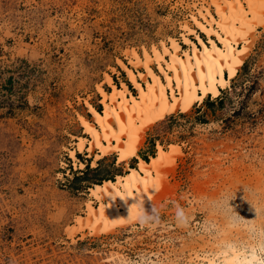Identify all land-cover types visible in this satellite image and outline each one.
Wrapping results in <instances>:
<instances>
[{
    "label": "rangeland",
    "instance_id": "374dc122",
    "mask_svg": "<svg viewBox=\"0 0 264 264\" xmlns=\"http://www.w3.org/2000/svg\"><path fill=\"white\" fill-rule=\"evenodd\" d=\"M208 1L0 0V264H195L202 256L222 263L225 242H264L261 24L227 88L145 131L141 155L150 156L149 138L181 152L166 164L143 226L66 232L89 199L97 204L91 183L121 171L110 153L86 175L93 151L85 149L75 153L85 166L73 165L69 151L86 135L79 116L94 119L88 103L102 109L98 86L111 89L107 73L117 85L124 79L119 60L169 36L181 41L182 26L195 27L190 14Z\"/></svg>",
    "mask_w": 264,
    "mask_h": 264
},
{
    "label": "bare ground",
    "instance_id": "6f19581e",
    "mask_svg": "<svg viewBox=\"0 0 264 264\" xmlns=\"http://www.w3.org/2000/svg\"><path fill=\"white\" fill-rule=\"evenodd\" d=\"M190 15L195 27L185 23L181 41L169 36L168 43L161 41L150 50L143 47L142 53L133 49L127 64L118 61L136 93L124 81L115 84L107 73L105 82L111 89L98 86L102 109L88 103L95 121L79 116L86 135H77L75 148L69 151L74 166H85L75 154L84 149L94 151L91 156L87 154L92 158L91 167L110 153H115L117 162L136 157L138 166H130L113 179L91 183L89 195L97 204L87 199L85 214L76 215L75 223L66 228L69 236L81 230L94 235L109 233L134 222L143 226L144 216L150 213L163 188L166 164L174 165L181 152L177 143H169L167 149L157 143L155 154L145 160L138 154L145 131L166 115L185 112L208 95L216 98L222 88L228 87L249 52L251 33L256 25L264 26V0H209ZM223 245L222 263L202 256L195 264H232L228 262L231 258L233 264H264L258 251L264 250L262 241L247 246L228 241Z\"/></svg>",
    "mask_w": 264,
    "mask_h": 264
},
{
    "label": "trees",
    "instance_id": "16d2710c",
    "mask_svg": "<svg viewBox=\"0 0 264 264\" xmlns=\"http://www.w3.org/2000/svg\"><path fill=\"white\" fill-rule=\"evenodd\" d=\"M128 85L130 86L131 84L128 82ZM222 97L220 96V97H218V101L221 103L222 101ZM212 101H209V102H206V104H208V105H212ZM184 114V113H183ZM170 117H173V115L171 114L170 116H169V118ZM149 141H150V143H151V146H152V150L150 151V155H152V154H154V152H155V149H154V147H155V139L154 138H149ZM142 157L145 159V160H147L148 159V156H146V155H142ZM105 158V156L104 157H102L101 159H99L98 160V165L97 166H94V167H89V165H86V167H85V169H84V171H83V173H86V175H87V173L89 172V171H98L99 169H100V162H101V160H103ZM90 164V163H89ZM112 164H113V166H115L114 165V162H112ZM116 174H122L121 172H118V173H116ZM116 174H111L110 176H104L101 180H99V181H93L92 183H100L102 180H104V179H113L114 177H115V175Z\"/></svg>",
    "mask_w": 264,
    "mask_h": 264
},
{
    "label": "crops",
    "instance_id": "0c3cea01",
    "mask_svg": "<svg viewBox=\"0 0 264 264\" xmlns=\"http://www.w3.org/2000/svg\"><path fill=\"white\" fill-rule=\"evenodd\" d=\"M123 73L125 74V76L123 77L124 79H122L121 81H124L127 84L128 88H129L128 82L130 83V81L128 80V78L126 76V73L124 71H123ZM155 152H156V146H155ZM155 152H154V154H155ZM92 153L94 154V151ZM112 154L114 155L113 156L114 165L116 167H120V170H121L120 172L121 173H124L130 166L131 167H137L138 166V158H136V157H130L127 161L117 162V156L114 153H112ZM138 154H139V156L142 157V155L139 152H138ZM89 155L91 156V154H89ZM90 162H91V160H90Z\"/></svg>",
    "mask_w": 264,
    "mask_h": 264
}]
</instances>
